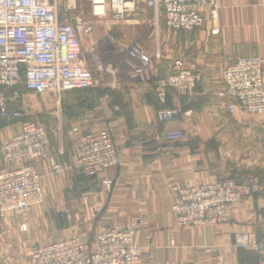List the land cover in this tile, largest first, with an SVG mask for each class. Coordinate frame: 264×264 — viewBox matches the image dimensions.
<instances>
[{
	"label": "crops",
	"instance_id": "0c3cea01",
	"mask_svg": "<svg viewBox=\"0 0 264 264\" xmlns=\"http://www.w3.org/2000/svg\"><path fill=\"white\" fill-rule=\"evenodd\" d=\"M217 5L215 18L206 14L204 25L191 30H169L162 8L149 9L150 18L113 27L122 35L108 25L102 28L121 42L138 43L150 53V61L136 72L140 63L124 48L98 41L107 66L98 75L103 82L90 92L66 96L64 113L59 100L58 118L49 117V143L59 148L55 158L64 170L50 174L45 160L33 163L42 175L44 201L25 215L9 214L0 223V264H19L21 255H29L38 242L72 234L90 240L101 228L124 226L134 218L141 220L133 236L142 248L143 264H264V250L254 253L234 244L238 233L264 241V121L230 112V97L220 95L225 87L222 71L236 57H262L264 89V0H217ZM88 43L84 40L82 48ZM175 58L200 80L191 92L167 89L166 106L178 114L163 125L156 118L157 84ZM104 128L115 134L119 162L83 182L74 164L77 138ZM169 128L180 129L183 138L172 149L161 150ZM234 175L253 176L258 182L234 219L201 227L176 225L171 213L174 187ZM106 178L113 180L110 188L103 183ZM91 207L100 210L95 219L90 217ZM65 208L70 213L60 219L58 212ZM8 253L13 256L8 258Z\"/></svg>",
	"mask_w": 264,
	"mask_h": 264
},
{
	"label": "built area",
	"instance_id": "2783aa9c",
	"mask_svg": "<svg viewBox=\"0 0 264 264\" xmlns=\"http://www.w3.org/2000/svg\"><path fill=\"white\" fill-rule=\"evenodd\" d=\"M93 17L101 19L108 12L122 18L145 9H163L165 26L172 31L191 30L204 25L207 15L217 16V0H88ZM78 0H0V123L18 121L10 132L0 135V218L9 214L25 215L44 201L42 175L35 161L45 160L48 173L56 174L64 167L56 160L59 148L50 146L47 127L32 119H23L20 103L26 95H50L60 100L62 92L92 88L103 81L98 75L107 71L98 50L99 40L125 49L136 59L141 72L151 55L133 41L121 42L110 30L98 32L91 19L78 14ZM207 14V15H206ZM89 43L83 47V41ZM96 73V74H95ZM263 59L259 56L231 58L222 71L225 85L222 96H228L230 112L255 115L264 121ZM200 78L180 58L173 60L170 72L158 81L156 118L168 124L178 110L166 106V91L173 88L191 92ZM77 131L76 127L72 128ZM161 150H170L183 138L180 129L165 132ZM119 145L115 134L107 128L82 132L76 141L74 164L83 175L96 174L119 162ZM238 179L192 182L175 188L176 200L171 213L178 227H201L228 223L238 211L241 201L251 196L258 186L253 176ZM112 179L103 183L110 188ZM69 208L59 211L61 217ZM99 208L91 207L95 219ZM132 219L124 226L108 225L92 239L72 234L63 239L38 242L29 250L28 264H143L142 248L134 241V229L140 223ZM25 230V225L22 224ZM235 245L260 253L264 241L248 233H238Z\"/></svg>",
	"mask_w": 264,
	"mask_h": 264
},
{
	"label": "rangeland",
	"instance_id": "374dc122",
	"mask_svg": "<svg viewBox=\"0 0 264 264\" xmlns=\"http://www.w3.org/2000/svg\"><path fill=\"white\" fill-rule=\"evenodd\" d=\"M77 4H78V13H75V14H78L85 19H91L93 22H95L94 26L98 30V32H103L104 30H102V28H104L105 25H108L112 29H114V32L116 34L122 35L120 31H117L113 27H115L116 25H120V23H123L124 21H127V20L135 21L136 19L140 20L142 18L152 17V14L150 13L149 9L140 7L136 11V13L124 16L122 18H115L113 17L111 12H108L101 19H97L96 17H93L90 12V4L88 0H78ZM59 104L60 102L56 100L53 96H50V95L41 96V95H35L33 93H29L28 95H26V98H24L21 101L20 106H21V111L23 112V119L37 120L38 122L44 124L47 128H49V126L47 125V123H50L48 122L49 117L53 116L55 117V119L58 118L59 112H57L56 110L59 107ZM17 124H18V121H15V122L13 121V123H9V122L0 123V135H5L6 133L10 132L9 131L10 127H12L13 125L17 126ZM58 216H60L59 212H58ZM60 219H64V217L60 216ZM4 221L5 219L0 218V223ZM27 228L28 227H26L25 231H28ZM6 256H8V258H11L13 256V253H8ZM21 257L23 258H21L22 261L19 264H28V259H29L28 253L25 256H23L22 254ZM0 259H1V255H0Z\"/></svg>",
	"mask_w": 264,
	"mask_h": 264
},
{
	"label": "trees",
	"instance_id": "16d2710c",
	"mask_svg": "<svg viewBox=\"0 0 264 264\" xmlns=\"http://www.w3.org/2000/svg\"><path fill=\"white\" fill-rule=\"evenodd\" d=\"M91 89L90 88H84V89H75V90H69V91H64L62 92L61 96H60V102H61V108H62V111L64 113V108H65V97L67 96L68 98H71L72 94H76V93H85V92H90ZM75 98V96H74ZM78 167V166H77ZM79 169V173H80V176H81V181H86V180H89L88 178H86L83 173H82V170L80 167H78ZM240 175H234L231 177V179H238L237 177H239ZM258 240V239H257ZM240 249V248H239ZM241 250H244V249H241ZM244 251H249V250H244ZM253 252V251H251ZM255 253V252H254Z\"/></svg>",
	"mask_w": 264,
	"mask_h": 264
},
{
	"label": "bare ground",
	"instance_id": "6f19581e",
	"mask_svg": "<svg viewBox=\"0 0 264 264\" xmlns=\"http://www.w3.org/2000/svg\"><path fill=\"white\" fill-rule=\"evenodd\" d=\"M234 219V218H233ZM235 244V243H234Z\"/></svg>",
	"mask_w": 264,
	"mask_h": 264
}]
</instances>
